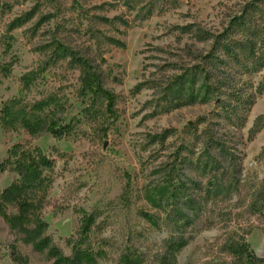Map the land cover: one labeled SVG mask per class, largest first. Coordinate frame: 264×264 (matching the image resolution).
<instances>
[{
  "label": "rangeland",
  "instance_id": "rangeland-1",
  "mask_svg": "<svg viewBox=\"0 0 264 264\" xmlns=\"http://www.w3.org/2000/svg\"><path fill=\"white\" fill-rule=\"evenodd\" d=\"M12 99L46 102L60 129L0 130V162L15 144L53 160L41 216L64 255L86 215L95 264H249L241 243L264 260V0H0ZM17 239L0 218V264L12 246L56 264Z\"/></svg>",
  "mask_w": 264,
  "mask_h": 264
},
{
  "label": "trees",
  "instance_id": "trees-1",
  "mask_svg": "<svg viewBox=\"0 0 264 264\" xmlns=\"http://www.w3.org/2000/svg\"><path fill=\"white\" fill-rule=\"evenodd\" d=\"M3 77L6 74L2 75ZM82 84L94 93H101L107 101V108L111 110L113 95L103 89L99 76L94 72L82 73ZM29 80H24L27 87ZM48 104L44 101L33 104L23 103L12 99L2 103L0 108V130L4 132L24 130L28 135L35 136L41 133L59 136L57 123L51 118V112L46 113ZM53 160L45 155L38 147L24 144L11 146L5 158L0 162V172H9L14 175L12 183L0 193V218L8 227L11 234L23 245H30L35 251L42 252L47 249L48 256L56 264H95V254L86 246V240L92 224L90 217L81 218L80 232L76 239H69L71 255H64L46 235L47 223L42 219L41 213L46 205V193L52 183L51 165ZM180 240L174 244L172 250H179L185 246ZM247 244L241 243L233 253L244 257L249 264L261 262L252 251H248ZM10 258L18 264H25L22 257L16 254L14 246L11 247ZM118 264H134L128 256H123Z\"/></svg>",
  "mask_w": 264,
  "mask_h": 264
}]
</instances>
